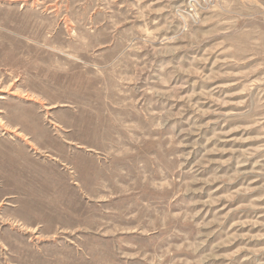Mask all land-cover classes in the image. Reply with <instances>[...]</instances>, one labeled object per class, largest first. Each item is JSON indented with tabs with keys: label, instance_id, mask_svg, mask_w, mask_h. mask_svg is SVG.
I'll return each instance as SVG.
<instances>
[{
	"label": "rangeland",
	"instance_id": "rangeland-1",
	"mask_svg": "<svg viewBox=\"0 0 264 264\" xmlns=\"http://www.w3.org/2000/svg\"><path fill=\"white\" fill-rule=\"evenodd\" d=\"M0 264H264V0H0Z\"/></svg>",
	"mask_w": 264,
	"mask_h": 264
}]
</instances>
